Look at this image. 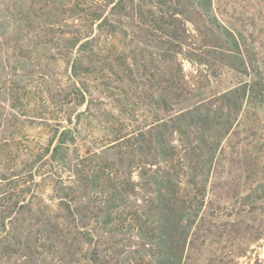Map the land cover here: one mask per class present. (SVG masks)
<instances>
[{"label":"rangeland","instance_id":"rangeland-1","mask_svg":"<svg viewBox=\"0 0 264 264\" xmlns=\"http://www.w3.org/2000/svg\"><path fill=\"white\" fill-rule=\"evenodd\" d=\"M117 1L0 0V264H89L92 245L70 229L68 207L100 242L96 264H154L129 220L113 213L103 223L99 176L121 171L138 181L140 136L166 116L162 31L171 28L170 16L187 31L177 66L192 90L172 112L203 100L226 114L221 96L239 93L201 186L199 216L241 221L248 242L235 261L264 264V0H121L113 11ZM214 19L234 31L235 43L200 53L197 31L210 36ZM76 90L83 103L73 100ZM66 129L74 141L61 165L50 155ZM139 192L127 197V211L138 208ZM215 253L223 258L226 250ZM208 263L210 254L199 264Z\"/></svg>","mask_w":264,"mask_h":264},{"label":"trees","instance_id":"trees-1","mask_svg":"<svg viewBox=\"0 0 264 264\" xmlns=\"http://www.w3.org/2000/svg\"><path fill=\"white\" fill-rule=\"evenodd\" d=\"M115 9H122L121 0L114 4L112 10ZM168 22L171 28L162 31L166 38L163 41L162 56L166 63L167 76L160 101L166 116L151 124L145 136H140L137 151L139 156L144 153V158L133 161L138 167L136 183L127 178L126 181L121 171L119 175L102 173L99 176L103 181L102 190L105 194V210L101 212L105 215L103 223H111L113 220L110 216L113 213L122 222L129 220L133 224L132 229L136 230L137 238L145 241L146 253L153 259L154 264H199L206 258V254L211 255L213 264H237L235 260L244 253V245L248 242L239 232L242 222L238 220L214 223L208 220L212 215H205L203 212L199 216V213L203 203L201 186L208 182L213 159L220 145L219 139L227 134L229 110L234 108L235 102L239 100V93L234 91L221 96L219 109H226V114L217 115L211 112V102L206 103L203 100L172 112L173 107H179L190 99L192 90L187 87L188 82L182 74V69L177 66V56L188 46L187 31L177 26L179 20L171 16ZM214 22L215 31H210V36L206 37L207 32L197 31L200 36V48L197 50L200 53L203 48L210 46L213 50L221 52L226 50L225 44L229 40L235 43L234 31L216 19ZM214 33L221 35L222 39L215 37ZM219 40V45L213 43ZM89 46L91 43L86 42L80 45L78 50H88ZM199 57L203 58L202 55ZM79 59V56L72 59L75 72L80 64ZM76 91V94L73 93V100L78 104L83 103V94ZM157 102L154 101L155 104ZM175 133L178 135L176 140L173 139ZM54 140L50 141L49 146ZM55 141L50 155L51 162L65 165L68 145L74 141L72 131H61ZM117 164H122L121 158ZM146 166L150 168L146 169ZM28 175L32 177L31 172ZM139 191L144 193V196L139 198L138 208L127 211V197L137 196ZM66 210L70 216V229L82 238L83 242L92 245V250L88 249L85 253L89 255L88 263L101 262L100 251L102 253L103 250H98L101 247L100 242L94 240L86 231V225L80 217L75 218L76 210H70L69 207ZM76 240L74 236L72 241ZM252 240H255V237ZM220 245L223 246L217 248ZM216 250H226L225 256H216Z\"/></svg>","mask_w":264,"mask_h":264}]
</instances>
